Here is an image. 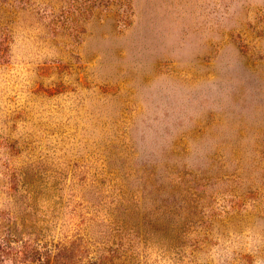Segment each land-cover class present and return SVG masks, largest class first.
<instances>
[{"label": "rangeland", "instance_id": "1", "mask_svg": "<svg viewBox=\"0 0 264 264\" xmlns=\"http://www.w3.org/2000/svg\"><path fill=\"white\" fill-rule=\"evenodd\" d=\"M0 264H264V0H0Z\"/></svg>", "mask_w": 264, "mask_h": 264}]
</instances>
